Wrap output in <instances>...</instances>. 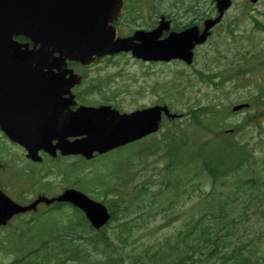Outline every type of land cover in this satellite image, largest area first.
<instances>
[{"label": "water", "instance_id": "95a60500", "mask_svg": "<svg viewBox=\"0 0 264 264\" xmlns=\"http://www.w3.org/2000/svg\"><path fill=\"white\" fill-rule=\"evenodd\" d=\"M114 1L100 0L98 5L94 0H0V103L8 96L12 99L19 97L16 88L18 83H21L20 91L25 95L34 93L35 96L36 91H39V106H29L30 111L25 110V105H21V102H15L16 107L20 108L18 112H24L27 116H36L35 109L39 108V147L58 138L61 148L90 157L94 150L102 153L156 130L160 111L167 113L166 107L156 106L128 115L119 114L109 107L97 110L83 107L64 114L69 102L63 96L69 94L74 79L64 78V70L53 78L49 76L51 74L40 76L43 75L41 67L49 68L52 59L68 58L87 63L93 54L100 56L123 48V42L113 41V31L97 32L95 26L92 28L87 24L90 21L96 22L94 13L98 10L110 14L108 11ZM58 10L62 14H58ZM73 13L77 14L73 16ZM66 14L73 17L68 18ZM17 34L26 35L34 47L21 49L11 39ZM55 52L58 56L53 58L52 54ZM168 54L176 56L174 52ZM38 78L39 87L36 89ZM70 97L72 96L69 95ZM46 101L55 102L56 110L52 116L48 115L45 108ZM2 106L3 114L11 111L9 104L6 106L5 103L6 109L3 104ZM11 114L15 115V112ZM33 132L36 135V131ZM76 135H85V138L71 143L65 141L66 137ZM59 199L81 205L90 219H100L96 225L102 224L107 218L103 206L89 201L80 193L68 190Z\"/></svg>", "mask_w": 264, "mask_h": 264}, {"label": "trees", "instance_id": "16d2710c", "mask_svg": "<svg viewBox=\"0 0 264 264\" xmlns=\"http://www.w3.org/2000/svg\"><path fill=\"white\" fill-rule=\"evenodd\" d=\"M256 26L264 29V26L260 23H257ZM262 60L261 66L264 69V57ZM232 69L235 70V74L246 72L245 69H239L238 67V71L235 67H232ZM260 84L262 85H255L257 92L256 94L254 93V102L258 105H261L264 101V79ZM176 88V86H173L172 90L175 89L178 92L179 88ZM213 113H217V109L214 107L204 106L193 111L190 108L188 114L191 115L192 122L187 123L186 127H184V123L181 125L178 122L171 121V124L159 136H155L154 140L149 144L150 146H144V149H147L145 152L150 150V153H155L156 150L157 155L165 157L166 163L164 169L171 174H180L184 170L195 167L207 171L212 178H216L218 175L231 171L233 163L231 156L228 153L216 155L218 147H214V140L206 138V134L210 131L208 122ZM258 115V113H255L248 119L251 123H254ZM247 123L248 121L244 120L241 127H237V129L242 130V127ZM190 124H193L196 128V130H193L196 135L191 130L187 131V127ZM159 142L162 143V147L158 146ZM131 179L124 177L123 184ZM113 204L115 207L121 209V211L114 210ZM113 204H110V208L112 215L115 216V220L127 214L125 197L124 200L116 199ZM140 207L143 214L152 216L147 211L146 203L140 204ZM216 210L218 214L213 213L214 218L211 222L199 224V220H197L196 224H186L185 229L177 230L174 235L158 237L155 243H158L159 248L169 245V248H171V251L176 256V264H264L263 259H256L255 255L253 256L249 252V249H244L243 246L234 242V239L231 237V225L234 221L228 219L229 215L226 206L218 202ZM202 218L206 219L207 217L203 215ZM124 221L116 223L117 226L114 229L113 238H110L104 232L106 228L97 231L92 236L90 241L91 249H96L104 254L103 262L102 258L91 259L92 264H115L118 252H113L114 249L118 245L122 249L127 246H130V248L133 246L131 239L134 234L133 229L135 224H132L130 221L125 224ZM53 231L54 228L43 229L46 236H49L50 232ZM133 242L134 244L137 242L135 237L133 238ZM155 243L141 244L140 247L135 246L134 251H130L129 248L127 250L131 259L129 264H145L144 255L149 250V247ZM67 256H73L72 258L78 260L79 264H85L88 259V253L83 252V249L79 248L76 243L66 241L60 244L56 241H50L43 248L39 249V262H35V264H61ZM48 258H54L56 261L52 262ZM158 259L162 260L158 256H153V260ZM163 260L166 261V257Z\"/></svg>", "mask_w": 264, "mask_h": 264}, {"label": "flooded vegetation", "instance_id": "af4514ba", "mask_svg": "<svg viewBox=\"0 0 264 264\" xmlns=\"http://www.w3.org/2000/svg\"><path fill=\"white\" fill-rule=\"evenodd\" d=\"M122 11L111 24L115 27L117 36L133 38L136 46H155L163 45L173 34L187 31L183 41L190 43L192 52L189 64L181 60L164 61H145L132 57L135 64L143 67H154L158 65H179L180 67H200L204 64V50L215 51V39H220L224 34L233 36L235 33L236 18L248 16L251 4L248 0H231L230 7L224 11L222 19L209 29V34L203 42H198L203 33L205 21L215 18L219 12V2L217 0H122ZM232 41V38H229ZM129 56V52H123ZM131 56V55H130ZM104 59V57L102 58ZM98 60V59H97ZM73 68L81 67L75 62H69ZM149 70L144 72L140 79L137 92L151 90V84L146 81ZM81 74V82L85 81L87 74ZM152 77V75H151ZM80 82V83H81ZM74 92V90H73ZM75 96L77 93H74ZM38 104V102H37ZM17 160L18 156L15 155Z\"/></svg>", "mask_w": 264, "mask_h": 264}, {"label": "rangeland", "instance_id": "374dc122", "mask_svg": "<svg viewBox=\"0 0 264 264\" xmlns=\"http://www.w3.org/2000/svg\"><path fill=\"white\" fill-rule=\"evenodd\" d=\"M259 10L261 11H264V6L263 5H260L258 6ZM252 16L254 17H258V18H263L264 15H258V12L256 11H253L252 12ZM255 40H258L260 43H261V47L264 46V32H260V33H256V35H252L251 37V43L252 41H255ZM242 42V43H241ZM249 45L250 42L248 40L245 41V39H241L240 40V43H239V46H243V45ZM241 49V48H239ZM118 58H115L113 59V61H117ZM102 64H99V65H96V68L97 67H101ZM123 69L125 71H127L128 73H131L133 71V67L130 65V64H127V66H124ZM162 70V68H156V71H160ZM175 73H173L174 75ZM167 76V75H165ZM164 77V73L161 72L159 74V77L157 76V80L160 81L162 80ZM96 80L101 84L105 79L103 76H98L96 78ZM111 90H119V95L117 96L118 100L120 101V105L123 107V108H132L134 107L135 105L137 104H140V103H145V102H149V101H153L154 99L150 96V95H142V96H136V94L133 92L135 90V84L132 82L131 78H128L126 76H122V77H119L118 79L114 80L111 82V84L108 86ZM204 88V87H203ZM249 89V88H248ZM243 94H244V91L243 89L242 90H238L232 94H230L229 97H226V98H222L221 99V103L223 105H229L233 100H235L236 97L238 96H242L243 97ZM97 94H91L89 97L91 98H94V99H97L99 98L98 96H96ZM99 95V94H98ZM101 96V95H99ZM224 112V111H223ZM246 112H242L240 115H238L237 117L236 116H233V117H229L230 119V122L233 123L235 122V120L237 118H243L244 115H245ZM226 122H229L228 120H226ZM261 125H262V129H264V117L261 119ZM231 126V124L229 125ZM260 136L261 137H257V131L256 130H252V132L250 133L249 131V137H251V142H255V147H256V153H255V156L257 157H262V155H264V130H262L260 132ZM96 158V157H95ZM97 159L96 158L95 160H93L92 162L95 163L97 162ZM153 159V157L151 158ZM51 160V159H50ZM61 163L64 164L65 166H72V165H77V166H81V164L83 162H80V161H71V159H68V158H62L61 160ZM157 166H163V163H157L156 164ZM248 169V168H247ZM150 171L148 170L146 172L149 173ZM161 173H162V170H161ZM190 175V173H189ZM247 175V173L245 171H242V170H237L235 172V177L236 179L237 178H243ZM160 176L157 174V179H159ZM200 182V181H199ZM58 186V185H57ZM196 186H199V188H203L205 191L208 190L209 188V183L205 182V183H194V186L193 188H188L187 192L185 195L187 196H190L189 199H187V201L185 202L184 206H183V210L184 211H194L196 210L199 206L201 205H204L206 204L207 201H209L208 198H204V196L202 195H199V188L197 189ZM252 220H255V218L251 217ZM179 223H182V219H181V215H179L177 217V219L173 220V223L171 225V223L169 225H167L168 229L164 227V229H166L167 232H171L173 231L178 225ZM258 224L262 227V231L260 233H256L257 236L256 237H259V241L262 242L264 244V219L261 221H258ZM253 230L255 229V227L253 226L252 227ZM241 230V229H240ZM252 232V231H251ZM250 232V234H251ZM35 246V245H33ZM4 255V254H3ZM10 259V256H8V261ZM3 264L6 263V259L5 258H2V260H0Z\"/></svg>", "mask_w": 264, "mask_h": 264}]
</instances>
